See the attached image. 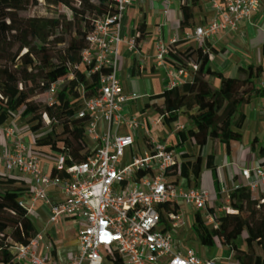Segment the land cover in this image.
<instances>
[{
  "label": "built area",
  "instance_id": "obj_1",
  "mask_svg": "<svg viewBox=\"0 0 264 264\" xmlns=\"http://www.w3.org/2000/svg\"><path fill=\"white\" fill-rule=\"evenodd\" d=\"M173 1L155 0L158 15L153 31L154 52L147 63L149 72L163 71V89L168 90L188 80L197 67L195 63L182 66L171 56L169 45L183 39L202 54L208 53L213 36L235 32L238 23L249 22L262 5V0H210L213 15L209 20L191 26L179 38L167 39L165 16ZM135 2L110 0L109 6L115 12L93 21L92 30L85 36L86 46L73 67L85 79L97 75L93 94L85 95V83L74 87L82 99L76 116L86 119L82 126L84 139L94 144L83 161L67 165L63 139L59 138L55 162L46 170L32 145L16 135V129H4L6 138L15 139L0 146V175L16 173L28 181L25 199L29 203L19 199V205L28 214L41 202L47 207V222L73 221L77 241L75 255L64 263L54 254L49 240L37 233L28 243L10 248L15 264H103L106 259L113 263L114 257L120 264H217L213 256L204 257L195 249L177 246L176 236L186 215L194 217L198 212L206 226L217 228L220 216L236 213L233 204L237 203V187L251 193L261 191L257 198L264 204V154L256 165L240 168L242 183L234 185L225 198V190L219 188L210 206L212 193L183 184L179 177L184 157L177 147V132L184 125L177 120L176 132L167 133L166 140H161L150 133L152 120L145 116L143 120L131 109L137 95L124 90L119 75L121 54L123 46L135 56L139 49L134 37L121 35L120 24ZM74 75L70 70L66 78L52 82L44 102L53 105L63 83ZM255 85L264 87V78H256ZM261 112L264 119V104ZM52 167L63 171V175L52 176ZM51 192H56L57 198Z\"/></svg>",
  "mask_w": 264,
  "mask_h": 264
},
{
  "label": "trees",
  "instance_id": "obj_2",
  "mask_svg": "<svg viewBox=\"0 0 264 264\" xmlns=\"http://www.w3.org/2000/svg\"><path fill=\"white\" fill-rule=\"evenodd\" d=\"M56 1L70 9L71 19H66L64 14L54 17L17 16L11 12L25 9L29 0H0V126L13 111L22 108V116L32 115L39 120V125L31 126V130L35 131L41 126V117L46 115L51 120V126L60 125L62 130L54 134L51 129L45 137L35 138L34 144L57 147V139L62 138L65 163L71 165L83 161L85 157L82 126L86 119L76 116L80 106L73 101L79 97L74 87L80 82L85 83V95L88 96L95 92L97 83L96 74L85 79L73 67L79 61L80 51L86 46L85 36L92 30L93 21L101 15L113 14L115 10L109 6L110 0ZM199 5L200 0L180 1V35L192 26L193 6ZM58 28L60 31L64 29L65 34L58 36ZM146 35L143 19L138 22L134 36L138 49ZM184 42L178 39L169 45L170 54L184 67L188 63L197 64L191 78L170 90L162 89L153 94L151 98L159 99L161 103H145L141 110L152 107L162 116V123L166 126L184 114L193 127L177 132L180 143L189 141L199 151L208 142L213 145L224 143L228 151L229 142L240 138V133L232 130L231 125L239 126L246 104L255 97L264 96V87L255 85V79L263 75V68L261 65H248L246 73L230 76L205 65L209 52L202 54L193 44L179 48ZM210 52H213V47H210ZM70 70L74 72V78L67 80V84H64L65 81L56 95V102L47 105L44 100L49 85L57 79L66 78ZM131 70L133 76L140 74L135 66ZM214 80L218 81L217 85ZM40 94L43 99L37 98ZM213 147L205 157V166L215 172ZM182 156L184 160L180 163L179 177L190 186L191 176L196 174L198 165L187 153ZM56 173L63 175L64 172L52 167L50 174L53 176ZM26 184L27 181L22 178L0 175V212L7 210L19 218V224L9 231V222L0 218V264H8L12 260V246L26 244L37 234L26 209L18 203L27 190ZM235 193L237 203L233 206L236 213L220 216L217 228L213 229L208 228L196 212L193 229L202 245L227 246L231 259L237 264H264V211L260 209L264 204L247 189L237 187ZM173 208L175 210L176 206ZM243 210L247 212L246 216L241 215ZM244 231L247 233L244 238L246 248L242 249L235 241ZM112 260L114 264H120L117 257Z\"/></svg>",
  "mask_w": 264,
  "mask_h": 264
},
{
  "label": "crops",
  "instance_id": "obj_3",
  "mask_svg": "<svg viewBox=\"0 0 264 264\" xmlns=\"http://www.w3.org/2000/svg\"><path fill=\"white\" fill-rule=\"evenodd\" d=\"M206 3L200 1L197 13H193V22L192 26L206 22L213 15V10L210 5V0H206ZM180 0H174L173 6L168 10L165 16L166 21V38H170L172 31H178V23L180 19L179 11ZM204 4V5H203ZM157 3L155 0H136V2L130 5L121 19V29L120 33L124 37H134L136 35V26L138 22L145 19L147 35L140 43L139 54L133 55L128 51L125 46L122 47V59L120 66V77L121 80L124 77H127L128 82L122 84L124 90L128 93H133L137 96H146L151 92L148 84L145 83V92H142L141 86H139L135 79L136 77H155V79H160L163 89V71L161 70H152L148 71V59L152 58L154 47H153V31H154V22L158 15L157 8L155 7ZM189 5L191 2L189 1ZM173 36H175L173 34ZM213 52H209V57L206 62V66L210 67L212 70L220 71L227 73L230 76H236L239 73H246L248 65H261L263 68L264 78V0H262V5L257 12H255L251 20L240 21L238 23V28L235 32H221L216 34L211 38L210 41ZM189 42H184L179 46V48L184 49ZM135 66L140 70V74L133 76L131 73L132 67ZM156 71V72H155ZM191 76H188V80ZM213 83L217 85L218 81L214 80ZM158 92L156 90L153 93ZM136 104V102H134ZM264 104V96H258L253 98L246 106L244 107V117L239 126L231 125V129L240 133V138L238 140H231L229 142L228 151H226V146L224 143H215L208 142L201 151H199L196 145H192L189 141L179 143L178 140V149L182 148L183 144L188 143L193 150L199 151V157H203V172L199 170V160L198 168L195 175H192L193 178L198 176V181H196V186L206 189L213 194V199L210 201V206L213 204V200L217 197L219 188H223L225 193L223 197L231 191L234 185L242 183V178L239 175V170L241 167H252L256 165L263 157L264 154V119L262 116V106ZM133 110V104L131 105ZM136 111V108L135 110ZM144 117V115H140ZM182 115L179 116L178 121H181ZM185 122H189V126L193 127V123L184 117ZM26 122L23 120H14L13 118H8L0 128V146H4L8 143V140H13L15 138H6L4 129L12 126L16 129V135L21 138L25 143H30L32 145V132L26 130ZM175 124L172 123L171 125ZM214 146V147H213ZM33 147V145H32ZM214 148L215 155L213 163L216 166L215 172L206 168L205 166V157L206 155ZM34 149V147H33ZM193 152V151H192ZM191 154V153H190ZM45 156V162L48 163L47 168L51 166L49 159ZM52 159V158H50ZM202 174V178L201 175ZM14 177L22 178L25 181L26 177H22L19 174H9ZM191 177V179H192ZM217 179V183L215 182ZM28 182V181H27ZM183 184H187L186 180L182 179ZM51 192L53 198H57ZM26 193L22 195L25 196ZM216 194V197L215 195ZM21 198V197H20ZM41 212L44 216L47 215V207L44 206L41 202L36 203L34 209L31 212L38 214ZM29 215V214H28ZM42 215V216H43ZM69 224L72 221H65ZM32 223L37 232L38 229L36 222L32 218ZM71 227V226H70ZM72 231L75 234V226L72 225ZM76 236V234H75ZM47 239V237H45ZM48 240V239H47ZM76 240V238H75ZM53 242L56 244V240L53 237ZM77 242V241H75ZM245 249L246 247H241ZM201 256L210 257L213 256L216 259L217 264H228V260H231L232 264H237L231 259V251L227 246H213L206 249H202L199 252Z\"/></svg>",
  "mask_w": 264,
  "mask_h": 264
},
{
  "label": "rangeland",
  "instance_id": "obj_4",
  "mask_svg": "<svg viewBox=\"0 0 264 264\" xmlns=\"http://www.w3.org/2000/svg\"><path fill=\"white\" fill-rule=\"evenodd\" d=\"M181 1V0H180ZM202 1V0H200ZM206 0H203L204 3ZM191 2V1H190ZM192 5V3H191ZM204 5V4H203ZM193 13H197L198 11V7L197 6H193ZM17 16H22V17H30V16H47V17H54L57 16L58 14H64L66 16V19H71L72 18V13L70 11L69 8H67L64 5L59 4L56 0H29L28 2V6L23 9V10H18V11H13L11 12ZM193 18V15H191V19ZM193 22V19H192ZM65 30L63 29L62 31H60V28L57 29V35L61 36L65 34ZM172 35H170V37L173 36V34L176 37H181L180 34H177V32L172 31L171 32ZM59 47V46H57ZM136 83L141 86L142 88V92H145V83L149 85L151 92L149 93V95H146L144 97H140L137 96L136 99V104L133 103V110H135L140 114V115H144L146 117L150 118L153 122V128L151 129L150 133L151 135H154L155 137L158 136L159 139L161 140H166V134L167 133H172L174 134L176 132V125H169L166 126L162 123V121L159 120V115L156 111H154V109L152 107L146 108L145 110H141L144 106L145 103H148V105H151V103H157L160 104L161 100L159 99H152L151 96L155 93L156 90H158V92L161 91V80L160 79H155V77H143V78H139L136 77L134 78ZM123 84H126V82H128L127 77L123 76ZM68 81L64 84H67ZM62 87V86H61ZM156 92V93H158ZM91 94V91H90ZM43 95L40 94L38 95L37 98L39 99H43ZM75 105L81 106V97H78L76 99L73 100ZM182 116H184L186 118V116L184 114H181ZM142 117V116H141ZM145 117H142L143 120H145ZM184 117H182L180 124L184 125V129H186L189 126V122H185ZM9 118H13L14 120H23L24 122H26V130H30L32 132V145L34 147V151L39 155V157L41 158L44 168L48 166V163H44L45 162V156L49 159V163L53 164L55 162V156H57V149L55 147H50V146H37L34 144V140L35 138H43L47 135V133L52 129L53 133H59L61 132L62 128L60 125H52L51 120L46 116L43 115L41 117V126L39 128H37L35 131L31 130V126H35V125H39V120L32 115H24L22 116V108H20L19 110H15L12 112L11 116ZM187 119V118H186ZM187 121H189L187 119ZM175 130V132H174ZM177 137V136H175ZM169 139V138H168ZM180 143V141H179ZM84 144H85V150H84V154L85 156L90 153L94 147V144L89 140V139H84ZM177 147H180V145H177ZM179 151H183V153H187V155L189 156V158L191 160H195L197 162L198 165V160H199V170L200 172H203L204 169V165H203V157H199V151L196 152V150H193V148L188 144L185 143L183 144L182 148L179 149ZM193 151V152H192ZM191 153V154H190ZM46 158V159H47ZM52 158V159H50ZM201 178L203 177L202 174L200 175ZM192 177V176H191ZM196 181H198V176L191 179V183L190 186L192 187H197L196 186ZM28 184H26V187ZM199 187V186H198ZM9 188V187H8ZM55 196L57 197L58 195L56 194V192L54 193ZM261 191H256L254 192V195L256 197L261 196ZM21 198L19 199H23V202L29 203L28 199H25L24 197H22V195L20 196ZM225 198V197H224ZM18 199V200H19ZM261 210L264 211V205L261 206L260 208ZM28 217L31 219H34V221L36 222V225L38 227V229L40 230L39 234L44 235L45 237H47V239L49 240V242L51 243L53 250H54V254L64 263L68 262L69 260L72 259V257L75 255L76 251H77V242H75V234L72 231L73 227L72 225L74 224V222H70L69 224H71L70 226L68 225L67 222L68 220L65 221H59L57 223H49L46 221V216H44L41 212H39L38 210V214L34 213V212H30L28 213ZM43 215V216H42ZM242 216H246L247 212L245 210H243L241 212ZM0 218L4 219L6 221L9 222V229L13 228L14 225L19 224V218L13 214L12 212L9 211H3L0 212ZM186 221L183 224V226L181 228H179L177 236H176V244L180 249H187V248H192L197 250L198 252H201L202 249H206L208 248V246H204L199 242V239L197 237V234L195 233L194 229H193V217L191 215V213H188L186 215ZM208 228H210V226H207ZM247 235L246 231H244L237 239H236V244L241 248L245 246V241L244 238ZM53 237L56 240V244H54L53 242ZM246 247V246H245ZM258 252L260 251V249H258ZM227 262H229L228 264H232L233 262L231 260H228ZM2 264V263H1ZM8 264H15V261L12 260L8 263ZM103 264H113L111 261L109 260H104Z\"/></svg>",
  "mask_w": 264,
  "mask_h": 264
}]
</instances>
